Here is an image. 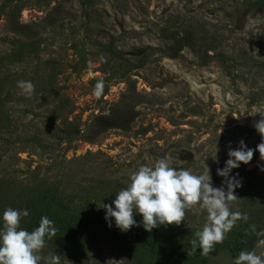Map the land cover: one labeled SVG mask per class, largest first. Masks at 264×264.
Wrapping results in <instances>:
<instances>
[{"label": "rangeland", "instance_id": "374dc122", "mask_svg": "<svg viewBox=\"0 0 264 264\" xmlns=\"http://www.w3.org/2000/svg\"><path fill=\"white\" fill-rule=\"evenodd\" d=\"M88 2L84 7L82 0H0V57L26 42L7 22L16 5L22 6L21 22H37L26 32L41 41L25 52L24 62L0 61V71L13 69L11 102L0 127L8 114L18 123L12 137L0 136V227L8 207L36 193L42 200L47 194L49 202L62 199L66 213L118 229L114 218L106 220L103 204L115 207L117 193L141 165L167 156L177 170L199 175L208 167L213 187H223L225 177L217 170L225 168L229 146L236 150L241 141L255 151L251 162L229 174L241 182L231 210L247 213L249 221L237 222L227 236L245 224H262L264 160L256 149L264 141L254 125L264 118V0ZM173 31L193 33L194 44L177 57L169 55ZM205 49L218 57L209 59ZM52 71L53 90L39 92L38 84ZM100 79L105 88L97 98L92 93ZM21 80L34 85L32 96L17 87ZM109 114L132 119L130 128L94 133L95 117ZM20 122L27 132L20 131ZM70 122L80 126L81 136L57 140L49 134ZM205 217L188 211L172 226L195 237ZM133 218L139 226L131 229L143 226L141 214L134 211ZM28 219H21V228ZM45 239L40 254H59L62 264H131L112 237L96 244L64 234ZM255 245L257 254L264 252ZM237 256L222 249L198 264H233ZM157 259L150 264H171Z\"/></svg>", "mask_w": 264, "mask_h": 264}, {"label": "clouds", "instance_id": "9594fccd", "mask_svg": "<svg viewBox=\"0 0 264 264\" xmlns=\"http://www.w3.org/2000/svg\"><path fill=\"white\" fill-rule=\"evenodd\" d=\"M87 70L92 71L91 65ZM17 87L28 97L34 93L31 81H18ZM104 88L105 82L100 79L92 94L100 98L104 94ZM254 126L264 141V118L255 122ZM256 150L260 153V159L264 160V142L258 144ZM254 151L247 148L243 141L236 150L229 146L226 166L217 170L218 175L225 177L223 187H213L208 167L199 175L183 168L177 170L171 166V158L167 156L158 159L152 166L141 165L131 173L130 183L117 193L113 201L115 207L103 204L106 220L114 218L117 228L128 231L133 226H139L133 218L135 211L142 215L145 230L151 232L159 225H180L188 211L206 213L202 230L196 231L195 238L189 243L193 251L199 249L202 256H207L216 244L223 243L237 222L249 221L247 213L231 210L232 203L237 200L235 189L241 186V182L236 177L229 178V174L241 163L251 162ZM261 171H264V167ZM29 214L27 209L17 210L11 207L3 212L0 264H62L59 254H49L46 257L40 254L46 247L45 238L51 240L57 235L58 229L54 222L47 216H42L39 226L29 232L20 227L21 219ZM109 226L111 227V223ZM250 227L251 232L258 237L255 247L264 249V230H257L255 224ZM233 264H264V252L257 254L255 250H242Z\"/></svg>", "mask_w": 264, "mask_h": 264}, {"label": "trees", "instance_id": "16d2710c", "mask_svg": "<svg viewBox=\"0 0 264 264\" xmlns=\"http://www.w3.org/2000/svg\"><path fill=\"white\" fill-rule=\"evenodd\" d=\"M90 0H82L83 6H88ZM22 6L16 5L15 8L9 10L7 13V22L11 30L24 35L26 42H22L17 51L2 55L0 61L6 59V61H19L24 62V54L28 50L34 51L39 48L41 41L38 38L33 39L31 35L27 34L29 27L36 26L35 23L21 22L20 12ZM26 28H28L26 30ZM169 40V49L172 51L169 55L171 57H177L180 51L185 46H191L194 44L193 33L181 35L178 32H171ZM211 49V47H208ZM208 49H205V54L208 58L218 57V54L208 55ZM226 62V60H223ZM208 62V60H207ZM141 63L140 65H143ZM13 69L5 68L0 71V115L10 105V92L9 86L11 84V75ZM57 75L56 71L48 73L42 82L38 84L39 92L50 93L53 90L52 79ZM125 113V112H124ZM95 131L99 133L108 128H122L128 130L130 128V122L132 119H123L122 115L114 116L100 115L95 117ZM23 127L21 132H27V128L24 122H20ZM2 125V124H0ZM18 128V123L12 115H7L4 125L0 127V136L3 138L12 137ZM49 134L57 140L73 139L82 135V130L79 125L68 123L66 126H58L49 130ZM28 135V134H27ZM26 136V135H25ZM84 136V135H83ZM87 140L92 137L84 136ZM28 142H31L29 138ZM22 149H20L21 151ZM47 197V194H46ZM42 200L39 194L28 195L25 202L21 205H17L14 209L29 211L27 222L23 229L31 232L39 226V221L42 216H47L54 222L55 227L58 229L57 235H66L70 239L77 241H91L93 243H100L105 238L112 237L118 244L126 251L127 259L131 264H150V259L157 257L163 261L170 262L171 264H198L207 260L210 253L218 250H226L233 255H239L240 251L250 249L252 251L253 245L257 242L258 237L251 232L250 223L243 225L242 227L233 230V232L227 236L223 243L216 244L207 256H202L199 249L193 251L190 245V240L195 237H184L180 230L172 225H159L151 230V232L145 230L142 226L138 229H130L128 231H121L119 228L109 230L103 222H97L92 218H89L82 214L66 213L63 211L65 206L62 199H54L52 201ZM25 218V217H23ZM22 218V219H23ZM23 221V220H21ZM257 230H264V221L262 224L256 226ZM247 232V234H246ZM63 233V234H62Z\"/></svg>", "mask_w": 264, "mask_h": 264}]
</instances>
